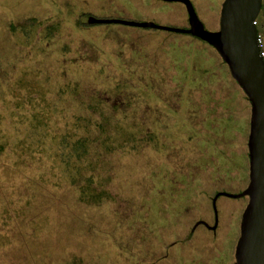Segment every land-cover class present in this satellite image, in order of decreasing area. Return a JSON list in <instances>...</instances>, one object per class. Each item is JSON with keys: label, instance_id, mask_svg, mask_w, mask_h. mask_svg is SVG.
I'll list each match as a JSON object with an SVG mask.
<instances>
[{"label": "rangeland", "instance_id": "1", "mask_svg": "<svg viewBox=\"0 0 264 264\" xmlns=\"http://www.w3.org/2000/svg\"><path fill=\"white\" fill-rule=\"evenodd\" d=\"M190 1L219 31L225 0ZM87 15L190 27L176 1L0 0V264H237L243 89L191 35ZM259 18L264 50V3ZM81 137L101 144L85 169L100 203L65 164Z\"/></svg>", "mask_w": 264, "mask_h": 264}, {"label": "water", "instance_id": "2", "mask_svg": "<svg viewBox=\"0 0 264 264\" xmlns=\"http://www.w3.org/2000/svg\"><path fill=\"white\" fill-rule=\"evenodd\" d=\"M163 1L183 3L188 12L190 27L176 29L122 19L114 22L202 39L216 49L247 95L252 106L248 142L250 184L244 193L228 196L249 197L236 248L237 264H264V57L257 28V19L263 9L264 0H225L221 11L220 30L217 32L205 29L190 0Z\"/></svg>", "mask_w": 264, "mask_h": 264}, {"label": "trees", "instance_id": "3", "mask_svg": "<svg viewBox=\"0 0 264 264\" xmlns=\"http://www.w3.org/2000/svg\"><path fill=\"white\" fill-rule=\"evenodd\" d=\"M87 16L89 17V20L86 23H84L85 26H90V27L98 26L99 27V26L121 25V24H117L114 22V20H117V18H109V17L108 18H101V17H96L94 15H87ZM257 28H258V32H259V37H261V31L259 28V20L258 19H257ZM195 39L206 43L202 39H199V38H195ZM206 44H208V43H206ZM262 52H264L263 49H262ZM103 125H100V127L103 128ZM97 138H98V135H97L96 139ZM92 141L93 140L91 138H86V137L79 138L77 141H75V143L73 144L72 149L69 151V153L64 157L66 166L70 167V166H72V164H74L75 168L78 170V172H77L78 174L76 175L78 177H77V179L74 178L73 181L82 190V193L85 196L84 198L89 204H93L95 202L100 203L101 201L104 200L103 198H104L105 194L107 193L106 191L100 190L99 188L95 187L93 180H92V178H93L92 175L87 176L85 174V169L92 164V159H91L92 153L97 151V149L101 145L100 144L98 147H96V149L94 151ZM105 141H106V139H103L102 143H105ZM63 145H64V143H63ZM100 161L102 162V159ZM76 163H78V164L76 165ZM219 197H220V195H219Z\"/></svg>", "mask_w": 264, "mask_h": 264}, {"label": "built area", "instance_id": "4", "mask_svg": "<svg viewBox=\"0 0 264 264\" xmlns=\"http://www.w3.org/2000/svg\"><path fill=\"white\" fill-rule=\"evenodd\" d=\"M259 42L261 44V42H262L261 37H259ZM262 56L264 57V52H262Z\"/></svg>", "mask_w": 264, "mask_h": 264}]
</instances>
